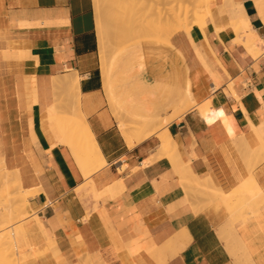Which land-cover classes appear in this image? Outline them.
<instances>
[{
  "label": "crops",
  "instance_id": "obj_1",
  "mask_svg": "<svg viewBox=\"0 0 264 264\" xmlns=\"http://www.w3.org/2000/svg\"><path fill=\"white\" fill-rule=\"evenodd\" d=\"M97 18L95 0H0V160L35 194L47 238L33 264L87 255L92 264H264V196L246 200L253 182L264 194V0H214L204 28L184 26L170 47L132 44L120 57L101 49ZM236 21L262 40L258 56L237 42ZM186 72L195 106L168 130L180 160L208 181L193 179L190 190L157 157V136L131 149L119 123L126 96L156 121L172 114ZM70 76L105 161L90 178L98 162H79L59 143L66 95L54 79Z\"/></svg>",
  "mask_w": 264,
  "mask_h": 264
},
{
  "label": "bare ground",
  "instance_id": "obj_2",
  "mask_svg": "<svg viewBox=\"0 0 264 264\" xmlns=\"http://www.w3.org/2000/svg\"><path fill=\"white\" fill-rule=\"evenodd\" d=\"M99 1L101 2V0H97L98 5H100ZM140 1H144L143 6L145 5V8L141 6L142 4L140 3ZM104 2V6H107V10L105 11L106 8L102 10L107 12V15L106 13L105 15L107 16L106 19L108 18V20L110 21H108V23H111L110 28L112 26L113 29L115 28V31L112 30V32L114 31L115 33L124 34L127 37V40L125 42L123 41L124 43L121 44L118 48V51L115 52L116 57H120L123 53L130 49L129 47H131L132 44L135 45L141 42H152L164 45L165 47H170L171 39L174 35L180 32L184 26H189L192 28L200 27L201 29L204 28L207 18L211 15L212 0H105ZM129 2H131L132 5L134 4L133 6L135 8H137L139 4H141L140 6L142 8L140 6L138 8L145 10V16L143 15L144 18H134L137 15H141L140 11V13L136 12L134 14L130 12L133 14V17L132 15H129L130 13L125 10L126 4H128ZM130 9L132 10V8ZM124 11H126V13L131 16L132 20L135 19V21L132 22L130 20V17L126 15ZM125 16L128 17L127 20L130 21L129 23H125L126 21H122ZM101 17L102 16H99L97 18V22L99 26L98 29H100V47L102 50H104V37H106L107 39V33H109L110 36V32L108 30L107 33L106 31H104L107 35L102 32L103 30H101V27L103 26H101V24L105 23L103 22L105 19H101ZM104 27L106 26L104 25ZM232 27L234 28V32H236L238 35L237 42L241 44L243 43V45L246 46L254 56H258L261 52L260 46L263 42L257 36L255 31L252 30L250 24L244 21H236L233 23ZM113 37L116 38L117 34H115V36ZM113 41L116 40L113 39ZM62 79L63 78H61L60 80L56 78L54 79L56 87L64 90V94L66 95L64 100L59 101L60 110L56 112L55 118L58 132L61 135V140L59 143L62 144L70 152L74 159L79 162H81L82 160L85 161L87 159L96 160L98 162V165L94 167V169H96L97 167L104 165L105 161L101 155L100 149L96 143L91 128L81 111L79 78L77 77L76 79H74L70 76L69 78H65L64 80ZM184 83L185 88L182 101H180L179 105L176 107V109H174V112L172 114H169L168 116L164 117V119L159 121L152 119L148 114L144 115L143 113L134 110L133 107H129L126 96L124 100L122 99V101L124 102V106L126 107L127 118L125 120L120 119V129L129 148L131 149L138 144H141L145 140H148V138L150 139L151 137L157 136L161 142V147L159 149L157 157H168V159L171 160L173 167L177 171V174L179 173V175L181 176V179L183 180L182 182H185L184 186L188 187L190 186L189 184L191 183L192 179H194L195 181L200 179L193 174L191 168L189 167V163H191L190 161H188V164H185L180 160L181 157L179 155L177 145L173 141L168 130V127L173 122L185 117L195 106V101L192 97L190 80L187 72L184 75ZM71 87L74 89V98L76 99V115L73 117H70L68 115L70 100V95L68 94V92ZM113 87V82L111 83L108 77V79L106 80V88L114 97ZM71 98H73L72 95ZM86 176L90 178V171L86 173ZM118 185H120L121 187L120 183H118ZM112 189L113 188H111V190ZM114 190H112V193H115L117 191ZM262 192L263 191H261V194H259L258 197L256 195H253L251 199L254 198L253 201H257L260 196H264V194L262 195ZM25 211L29 214L34 213L31 214V217H33V219L28 223L31 227L32 233L34 235L40 236V238H47V232L44 228V225L36 215V212L33 211L30 203L25 205ZM8 217L9 216L7 214L3 212L0 213V227L2 225L3 229L5 227H3V225L7 224L6 221L8 220ZM2 222L3 224H1Z\"/></svg>",
  "mask_w": 264,
  "mask_h": 264
},
{
  "label": "rangeland",
  "instance_id": "obj_3",
  "mask_svg": "<svg viewBox=\"0 0 264 264\" xmlns=\"http://www.w3.org/2000/svg\"><path fill=\"white\" fill-rule=\"evenodd\" d=\"M104 1L105 0H101V2L99 1L100 5H98L97 0H95L96 12H97V17L102 16L101 19H105L104 21L103 20L102 21L107 23V24H105V23H102L100 21L102 23L101 26H103V27H101V30H103L102 32L106 31V33H107V30L110 32V36H109V33H107L108 34L107 35L104 32V34L107 35V39H106V37H104L106 53H107V55H109L111 53H113V55H114L115 52L118 51V48L120 47V45L123 44L127 40V37L124 34L115 33L114 32L115 28L113 29L112 25H111L112 27L110 28L111 23L109 24L108 18L106 19L107 12H105V11L107 10V6H104L105 5ZM213 1L214 0H212V2H211V8H212ZM224 1H226V0H224ZM140 3L142 5L139 4V6L140 5L143 6L144 1H140ZM101 4H103V5H101ZM133 5L131 4V2H129L128 4H126L125 10L129 13L132 12L133 14L140 11L141 13L140 12L139 13L142 16L137 15L134 18H139V17L144 18V16H145L144 11L145 10L141 9L142 8L141 6H140L141 8H138L139 6L137 8H135ZM130 8H132V10ZM143 8H145V5L143 6ZM102 9H105V11ZM133 9L135 12L133 11ZM126 11H124V12L126 15H128V13H126ZM105 13H106V15H105ZM132 13H130L129 15H132V17H133ZM99 14H102V15H99ZM103 15H105V16H103ZM125 17L122 21H126L125 23H129L130 21L127 20L128 17L127 16H125ZM129 17H130V20L132 22L135 21V19H133V20L131 19V16H129ZM104 25L106 27H104ZM112 30H114L113 31L114 35H113ZM115 34H117L116 38L113 37V36H115ZM108 37H111V38H108ZM113 39L116 41H113ZM141 43H145V42H141ZM137 44H140V43H137ZM72 78L76 79L77 76L72 77ZM68 94L70 95L68 115L70 117H73L76 115V110H75L76 109V101H75L76 99L74 98V89L72 87L69 89ZM71 95L73 98H71ZM119 103H120V106H119L120 107L119 123H120V119L125 120L127 117H126V107L124 106V102L122 100H120ZM59 110H60V108H59V103H58L57 111H59ZM120 125H121V123H120ZM261 159H263V158H261ZM97 165L90 168L89 171H90L91 175H93L94 173L99 171V169H101L105 164L94 169V167H96ZM197 184L200 187H203V186L207 187L208 181H202L200 179V180H197ZM189 185L190 186H188V187L190 190V189H192L191 188L192 181ZM246 192H247L246 200L248 201L249 204H253L254 202H256V201H253L254 198L251 199L253 195H256L258 197L259 194H261V190L259 189V187L257 186V184L255 182L252 183V186L247 188ZM34 195L35 194L33 192L25 190L23 188L21 178H20L18 171H9L4 166L3 161L0 160V213L3 212L9 216L7 218L8 220L6 221L7 224L3 225V227L5 226L4 229L2 228V225L0 227V264H33V259L38 260L43 255L42 252H36L34 249L37 248V246L42 243V239H44V238L43 237L40 238V236L34 235L32 233L31 227L28 224L29 221L31 222V220L33 219V217H31V214H34V213L29 214L25 211V205L29 204V199L31 197H34ZM238 197H239L238 192H234L232 194L225 195V198H226L225 203H226L228 209H231V207L235 203L238 202ZM217 202H218V204L224 203V200L220 198L219 200H217ZM195 208H196V206H195ZM196 209L200 210V208H196ZM1 224H3V222ZM39 238H40V240H39ZM23 242H24V245H27L30 248V250L35 251V253L34 254H26L25 252H23V250H24L22 248ZM52 244H53V242L49 241L47 245H52ZM154 256L155 257L160 256V252L157 254H154ZM88 258H89V256H87V258L81 259L79 264H92L90 258L89 259Z\"/></svg>",
  "mask_w": 264,
  "mask_h": 264
}]
</instances>
